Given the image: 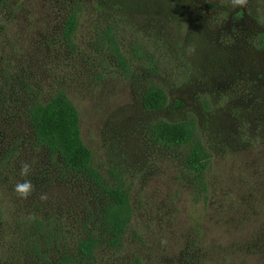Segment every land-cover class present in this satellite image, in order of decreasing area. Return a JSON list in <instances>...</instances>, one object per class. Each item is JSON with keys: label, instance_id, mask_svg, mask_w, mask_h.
I'll return each mask as SVG.
<instances>
[{"label": "rangeland", "instance_id": "374dc122", "mask_svg": "<svg viewBox=\"0 0 264 264\" xmlns=\"http://www.w3.org/2000/svg\"><path fill=\"white\" fill-rule=\"evenodd\" d=\"M72 12L78 26L67 42ZM263 33L264 0H0V264H56L64 252L75 264L264 262ZM149 83L165 91L163 110L142 107ZM58 92L78 111L102 181L128 191L119 247L105 243L103 189L34 140L29 108ZM189 114L211 156L206 192L184 149L149 132ZM24 179L34 185L27 199L14 191ZM88 235L104 242L83 259L75 245Z\"/></svg>", "mask_w": 264, "mask_h": 264}, {"label": "trees", "instance_id": "16d2710c", "mask_svg": "<svg viewBox=\"0 0 264 264\" xmlns=\"http://www.w3.org/2000/svg\"><path fill=\"white\" fill-rule=\"evenodd\" d=\"M77 26V14L72 12L64 22L62 29L64 40L72 41ZM103 34L119 65L128 71L129 63L120 52L111 29L104 30ZM259 42L264 48V33ZM132 53L140 55L142 52L136 48ZM167 102V95L161 87L149 83L144 88L141 95L143 108L160 111L166 107ZM175 103L178 106L181 105L179 100ZM28 115L35 142L45 147L51 158L58 159L69 171L88 175L103 189L106 197L103 208V224L107 232L105 243L112 247L121 246V238L132 217L129 194L122 183L113 186L105 184L93 168L92 153L82 138L76 107L64 92H58L47 101L32 105ZM149 132L153 140L159 144L184 149L185 168L191 173L200 191L206 192L205 174L210 168L211 156L196 133L195 116L189 114L184 120L178 122L158 119L151 124ZM103 242L102 238L88 235L77 241L74 252L80 258L91 259L96 248ZM75 262L76 260L65 252L56 260V264H75ZM255 264H264V262Z\"/></svg>", "mask_w": 264, "mask_h": 264}, {"label": "clouds", "instance_id": "9594fccd", "mask_svg": "<svg viewBox=\"0 0 264 264\" xmlns=\"http://www.w3.org/2000/svg\"><path fill=\"white\" fill-rule=\"evenodd\" d=\"M230 3L233 7L235 6H243L246 3V0H230ZM32 171V166L29 163H23L20 168V175L22 177H27L30 175ZM14 191L17 195L22 199H27L31 193L34 191V185L30 179H24L22 181H18L14 186ZM41 200L47 199V194H43L40 197ZM30 219H35V216H31ZM161 243H165V241H161Z\"/></svg>", "mask_w": 264, "mask_h": 264}]
</instances>
